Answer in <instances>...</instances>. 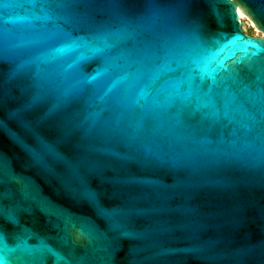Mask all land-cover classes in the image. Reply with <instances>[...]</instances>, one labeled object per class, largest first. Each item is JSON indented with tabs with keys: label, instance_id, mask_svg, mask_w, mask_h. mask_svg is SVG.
Instances as JSON below:
<instances>
[{
	"label": "water",
	"instance_id": "water-1",
	"mask_svg": "<svg viewBox=\"0 0 264 264\" xmlns=\"http://www.w3.org/2000/svg\"><path fill=\"white\" fill-rule=\"evenodd\" d=\"M0 264H264V0H0Z\"/></svg>",
	"mask_w": 264,
	"mask_h": 264
},
{
	"label": "rangeland",
	"instance_id": "rangeland-1",
	"mask_svg": "<svg viewBox=\"0 0 264 264\" xmlns=\"http://www.w3.org/2000/svg\"><path fill=\"white\" fill-rule=\"evenodd\" d=\"M241 23H242L241 27L243 32L255 36H261L260 32L251 26L250 22L247 20L246 17L244 20H241Z\"/></svg>",
	"mask_w": 264,
	"mask_h": 264
},
{
	"label": "bare ground",
	"instance_id": "bare-ground-1",
	"mask_svg": "<svg viewBox=\"0 0 264 264\" xmlns=\"http://www.w3.org/2000/svg\"><path fill=\"white\" fill-rule=\"evenodd\" d=\"M239 15H240L241 20L245 19V16L243 14H241L240 12H239Z\"/></svg>",
	"mask_w": 264,
	"mask_h": 264
},
{
	"label": "built area",
	"instance_id": "built-area-1",
	"mask_svg": "<svg viewBox=\"0 0 264 264\" xmlns=\"http://www.w3.org/2000/svg\"><path fill=\"white\" fill-rule=\"evenodd\" d=\"M238 11V10H237ZM239 17H240V15H239ZM241 19V18H240Z\"/></svg>",
	"mask_w": 264,
	"mask_h": 264
},
{
	"label": "flooded vegetation",
	"instance_id": "flooded-vegetation-1",
	"mask_svg": "<svg viewBox=\"0 0 264 264\" xmlns=\"http://www.w3.org/2000/svg\"><path fill=\"white\" fill-rule=\"evenodd\" d=\"M247 34V33H246ZM248 35H251V34H248Z\"/></svg>",
	"mask_w": 264,
	"mask_h": 264
}]
</instances>
